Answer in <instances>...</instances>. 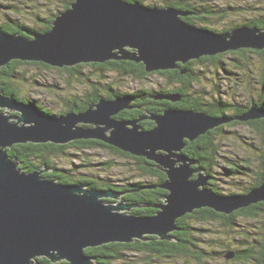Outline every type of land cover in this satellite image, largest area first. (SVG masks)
I'll list each match as a JSON object with an SVG mask.
<instances>
[{"label":"water","instance_id":"obj_1","mask_svg":"<svg viewBox=\"0 0 264 264\" xmlns=\"http://www.w3.org/2000/svg\"><path fill=\"white\" fill-rule=\"evenodd\" d=\"M185 15L174 7L124 0H73L54 17L49 30L24 29L31 38L0 28V67L14 59L58 68L130 60L141 62L151 72L229 50L264 48V28L243 25L215 32L187 23L181 19ZM154 98L175 102L181 95L156 94ZM132 100L130 95L102 97L83 111L52 115L33 103L0 94V108L17 112L10 116L0 111V264H32L41 256L68 264H94L85 248L129 243L148 235L173 240L176 220L195 209L208 207L230 214L264 201V179L246 193L218 194L207 187L208 176L197 160L181 153L185 140L193 141L233 120L263 118L262 109L251 105L229 117L169 107L148 115L155 124L143 129L140 121L147 118L143 114L130 120L114 117L130 108ZM78 139L100 140L154 162L166 175L160 186L167 193L161 202L127 204L122 192L59 183L41 177L40 170L22 172L5 151L17 143L64 144ZM146 206L158 211L126 213L132 207ZM233 256L229 251L224 258Z\"/></svg>","mask_w":264,"mask_h":264},{"label":"trees","instance_id":"obj_2","mask_svg":"<svg viewBox=\"0 0 264 264\" xmlns=\"http://www.w3.org/2000/svg\"><path fill=\"white\" fill-rule=\"evenodd\" d=\"M73 0H65L62 3V8H58V12L55 11L51 14L53 15L48 17L50 21L47 22V25H42L40 28H33L29 25L20 23L18 21H14V19H7L0 23V28L8 33L19 34L26 38H31L29 34H27L24 29H28L31 31L44 32L51 28L52 21L55 16L61 13L68 8L70 3ZM130 3H140L143 4V0H124ZM197 0H170L166 6L174 7L184 13L194 14L191 16H183L182 19L187 23L195 25L196 27L210 29L209 27L203 25L202 23H209V18L211 16H217L220 18H225L230 13H236V8L232 6L225 7L223 9H213L212 6L196 5ZM209 1V0H207ZM65 4V5H64ZM144 5V4H143ZM64 6V7H63ZM2 7H6L2 5ZM155 7V6H148ZM158 7V6H157ZM250 11V10H248ZM57 12V13H56ZM202 12V13H201ZM204 13V14H203ZM241 13V12H239ZM259 15L252 16L246 22L243 21L239 24L233 25L230 28H224L221 30L210 29L215 32H224L228 31L232 28L248 25V26H256L259 28H264V20L259 18ZM262 17V16H261ZM9 18V17H8ZM252 52L256 54L262 64V78H260V89L261 93H259L256 100L249 102L247 105L235 104L233 102H227L221 97L217 96L220 94V89L216 87L213 94L210 97H207L205 92L200 93L193 89V85L198 79V75L193 69L192 64L194 62L205 63L206 61L214 64L215 66H219L223 64L222 58L228 54H237L240 56H245L246 53ZM97 62L92 63H78L73 66L67 67L64 66L62 68H58L55 66H50L43 62L36 61H21V60H11L6 65L0 67V94L4 96H10L18 101L30 102L37 105L43 112L52 115H60L67 111H83L87 108L89 104L96 103L100 98L107 97L111 99L115 92L112 90H117L113 87L111 83H107L106 85L97 83H101V80L95 81L92 78H88V82L90 81V85H88V89L81 95H72L65 99L66 109L62 113H51L48 110H45L41 105L36 104L35 102L28 101L27 99L21 97L19 93L20 84L16 83L14 80L16 74L18 73V69L23 65H39L44 68H54L58 71L67 72L70 75H74V73L81 74L82 77H85L80 68L83 66H91L96 67L98 70L105 72L106 70L117 72L118 75L125 77H133L136 79L144 78L147 75L158 73L165 77L167 83L169 85H173L171 88H161L159 90H151L147 88H141L135 90L133 92H122L119 94H115V96L119 95H130L134 99V102H130V105L134 106L135 109L126 112L127 117L133 116L138 117L142 112H146L149 114L161 113L165 108L172 107L169 101L161 100L160 102L154 101L151 96L156 94H164L168 95L171 93H179L181 95V99L177 100V104L182 106L185 109H193L200 112L208 113L212 116H229L234 117L236 115L242 114L245 112L251 105H255L256 107L262 109L264 111V48L263 49H251V48H240L238 50H229L226 52L218 53L216 55H206L199 57L197 59L189 60L187 63H178V67L175 69H167V70H159L155 72H147L144 69V65L140 63H136L130 60H121L120 62L113 60H106V62H102L96 64ZM185 70L184 73L181 71ZM111 89V90H110ZM113 93V95H111ZM121 95V96H122ZM114 96V97H115ZM153 100V101H151ZM174 102V101H173ZM178 108V107H172ZM128 119V118H123ZM134 119V118H133ZM155 123L153 121H140V125L143 129H149L154 126ZM235 124H245L248 125L252 130L259 132L262 134L264 132V117L259 119H254L246 122H240L238 120H233L227 124L220 125L214 129L209 130L206 134L200 135L197 139L193 141L185 140V146L183 151L185 155L188 157L197 160L198 165H200L206 175L208 176L207 186L211 191H214L218 194L215 187H210V182L212 180L211 171L216 165V155L218 152V145L215 142L216 134L225 126V125H235ZM104 148L120 156L132 159L135 164V169L141 178L148 177L152 179V181H140L134 180V176L127 177L124 182H116L111 179H86V177H82L79 179L73 178V171L71 169L58 167L52 158L61 156L66 154V150L69 148H73L76 150L83 149H92V148ZM7 156L16 161L18 163V167L22 172H33L35 170H40L41 177L45 179L55 180L59 183L64 184H77L85 189L95 188V189H110L117 192L124 193L122 195V201L127 204H140V203H151L157 204L161 202L163 196L166 194V191L160 188L163 181L166 179V175L164 172L158 170L155 167L154 162L147 160L142 156H134L127 152H124L118 148L111 147V145H106L99 140L93 139H78L73 140L64 144H55L51 142L46 143H17L13 144L11 147L5 149ZM261 163L264 168V152L261 155ZM99 165H103L105 167L112 166L111 161H104L97 163ZM238 165L234 164V167L231 169L233 173L239 172ZM46 169H49L46 170ZM264 179V170L260 172L257 177V181L252 184L251 187L246 189V192L250 190L252 187H255L262 183ZM154 187L156 190H153ZM244 192V193H246ZM104 202H114L109 199H103ZM156 210L152 207H132L127 213L133 215H151L154 214ZM260 213H263L264 216V201L257 202L254 204H250L247 207H243L237 210H234L230 214H224L220 212H216L211 208L203 207L200 209H195L191 215L188 214L187 219L179 218L175 226L178 230L172 231L171 235L173 240H160L154 235L144 236L142 239H134L129 243H121V242H109L95 247L85 248V253L92 257L95 261L94 264H131L130 260L125 257L128 252H136L138 254H145L149 259L151 256L155 257H163L167 259H171L174 257H183V258H195L196 260L201 259L206 255L212 256L213 254H220L219 251H209L210 246H172L171 244H185V243H211V240L205 238L206 233L211 232V230H206L205 228H199L195 226V223L192 219L199 221L198 225H203L207 222H216L217 219H221L222 223L220 225L234 226L238 223L239 218L242 219H250L256 216H259ZM187 215V214H186ZM195 215V216H194ZM184 217V216H183ZM191 218V219H190ZM180 220V221H179ZM264 227V221L261 222ZM193 230V232L191 231ZM202 235V238H201ZM253 242L250 243L246 240L242 241V246H247L243 249L235 250L244 260L249 261L253 264H264V228L262 230V236L257 238L256 235L253 236ZM229 252V251H228ZM237 253V254H238ZM245 253V255H244ZM243 255V256H242ZM203 263V262H202ZM32 264H68L65 260H51L46 257H37L34 259Z\"/></svg>","mask_w":264,"mask_h":264},{"label":"rangeland","instance_id":"obj_3","mask_svg":"<svg viewBox=\"0 0 264 264\" xmlns=\"http://www.w3.org/2000/svg\"><path fill=\"white\" fill-rule=\"evenodd\" d=\"M169 1L143 0V4L164 6ZM64 2L65 0H0V5L6 6V9H0V23L7 19H14V21L33 28H40L44 24V20L53 16L52 12L59 11L57 7L62 8ZM199 3L212 6L213 9L232 6L237 10L236 13H230L224 19L211 16L209 23H202L210 29L230 28L243 21L246 22L252 16H264V0H197L196 5ZM222 60L223 64L219 66L208 61L202 65L199 62H194L192 66L198 79L193 85V89L200 93L205 92L206 96L210 97L213 94V88L215 92L218 87L220 94L218 93L217 96L227 102L243 106L251 103L252 99L256 100L261 93L259 81L262 78L263 64L260 58L256 54L248 52L244 57L228 54ZM80 71L85 77H82L81 74L70 75L67 72L39 65H23L18 69L14 80L21 85L18 93L21 97L41 105L45 110L54 114L65 111L66 98L72 95L79 96L87 91L88 85H90L88 78L97 82L100 79L101 83H97L98 86L111 83L114 88L125 93L141 88L154 91L166 88V86L167 88L173 86L169 85L165 77L158 73L136 79L118 75L117 72L110 70L102 73L98 68L88 65L80 68ZM3 111L4 113L10 112L7 109H3ZM215 142L218 145V152L216 165L211 171L210 187H215L222 195L246 192V189L257 181L260 172L264 170L261 163V155L264 152V132L260 134L245 124L225 125L216 134ZM52 161L58 167L71 169L74 179H79L82 176L86 179L105 178L124 182L127 177L134 176V180L152 181L148 177L141 178L139 176L132 159L104 148L83 150L69 148L66 150V154L54 157ZM104 161H111L112 166L105 167L97 164ZM234 164L238 165L239 172L231 171ZM262 221H264V216L263 213H260L259 216L250 219L239 218L238 223L230 228L217 222L195 225L211 230L206 233L208 237L205 238L211 240L215 246H210L209 251H219L220 253L212 256L205 254L202 264H253L241 259L230 262L224 258V255L228 251L246 247L247 243L245 246L241 244L244 240L252 243L253 236L261 237L264 228ZM125 257L130 260L131 264H198L192 258L167 259L151 256L148 259L145 254L136 252H128Z\"/></svg>","mask_w":264,"mask_h":264},{"label":"flooded vegetation","instance_id":"obj_4","mask_svg":"<svg viewBox=\"0 0 264 264\" xmlns=\"http://www.w3.org/2000/svg\"><path fill=\"white\" fill-rule=\"evenodd\" d=\"M65 5V4H64ZM64 7V6H63ZM69 7V6H68ZM158 7H168V6H166V5H164V6H158ZM63 10H64V8H63ZM202 13V12H201ZM204 14V13H203ZM191 15H194V14H187V15H185V16H191ZM184 16V17H185ZM53 17V16H52ZM182 17L183 16H181V19H182ZM257 18H259V19H261V20H264V16H262V17H257ZM48 21H50V18H47L46 20H44L43 22H44V24H42V25H47V22ZM248 26V25H247ZM233 29V28H232ZM113 61H117V62H120L121 60H113ZM104 62H106V61H104ZM99 63H102V62H97L96 64H99ZM177 67H178V65H177ZM176 67V68H177ZM152 72V71H151ZM111 90V89H110ZM113 92H115L114 93V95H113V93H111V95H113V97L111 98V99H114V98H116V97H119V96H121V95H119V96H115V94L117 95V94H119V90H112ZM156 91V90H155ZM115 96V97H114ZM153 99H154V101H157V102H160L161 100H165V101H169L172 105H174V106H172V107H178V108H181V109H184L182 106H179L178 104H177V102H173V101H171V100H168V99H165V98H162V99H156V98H154V96H151ZM104 98H107V97H104ZM109 99V98H108ZM134 99L135 98H133V100H132V102H134ZM151 101H153V100H151ZM131 107L130 108H125V109H122L121 111H119L117 114H115L114 115V117L115 118H117V119H123V118H128L127 120H130V119H133V118H137V117H133V116H129V117H127V115H126V112L128 111V110H130V111H132V110H134L135 109V107L134 106H132V105H130ZM172 107H170V108H172ZM2 108H0V111H3V109L1 110ZM4 112V111H3ZM17 112H8L7 114L8 115H10V116H13V115H15ZM145 115L147 118H144L143 120H141V121H149V122H151L152 120H150L149 118H148V115H150L149 113H147L146 112V110H145V112H142L140 115ZM154 123V122H153ZM93 140H96V139H93ZM100 141V140H99ZM102 142V141H101ZM104 143V142H103ZM104 144H106V143H104ZM106 145H109V144H106ZM110 146V145H109ZM111 147H114V146H112L111 145ZM114 148H116V147H114ZM184 148V147H183ZM183 148H182V150H181V153H183V154H185L184 153V151H183ZM196 166V165H195ZM193 177H196V175L194 174V176ZM160 188H162V187H160ZM152 189L153 190H156L154 187H152ZM163 190H165L166 191V193H167V190L166 189H164V188H162ZM109 200H112V199H109ZM112 201H114V200H112ZM150 204V203H149ZM146 207H149V206H146ZM139 208H143V207H139ZM155 210H156V212L158 211V209L156 208V207H153ZM221 213V212H220ZM188 214H190V213H187V215L185 214V215H183L182 216V218H185V219H187V216H188ZM191 215H193L192 213H191ZM228 215V214H227ZM195 216V215H194ZM179 218H181V217H179ZM178 218V219H179ZM177 219V220H178ZM191 219V218H190ZM176 220V221H177ZM193 220V222L195 223V225H198V223H199V221H196L195 219H192ZM180 221V220H179ZM216 222L217 223H222V220L221 219H217L216 220ZM176 223V222H175ZM176 230H178L177 229V227H176V229H175V231ZM192 232H193V230H191ZM172 233V232H171ZM155 236V235H154ZM157 237V236H156ZM158 238V237H157ZM161 240V239H160ZM171 241V240H170ZM172 246H215V244H212V243H203V242H199V243H185V244H171ZM233 253H234V256L232 257V258H230V259H228L230 262H232V261H236V260H243V261H247V260H244V258H241L240 257V255L242 254V253H238V252H236V251H232ZM238 253V254H237ZM244 255H245V253H244ZM154 256V255H153ZM243 256V255H242ZM194 261H196L198 264H202V262H203V260H204V257H202L201 259H199V260H196L195 258H192ZM247 263H250L249 261H247Z\"/></svg>","mask_w":264,"mask_h":264},{"label":"clouds","instance_id":"obj_5","mask_svg":"<svg viewBox=\"0 0 264 264\" xmlns=\"http://www.w3.org/2000/svg\"><path fill=\"white\" fill-rule=\"evenodd\" d=\"M155 7H157V6H155ZM2 109H4V108H2ZM1 112H3V111H1ZM208 187V186H207ZM209 188V187H208ZM253 188V187H252ZM249 191V190H248ZM214 192V191H213Z\"/></svg>","mask_w":264,"mask_h":264}]
</instances>
